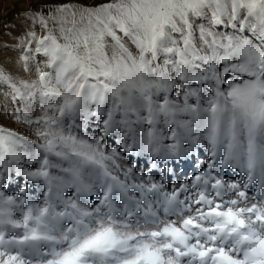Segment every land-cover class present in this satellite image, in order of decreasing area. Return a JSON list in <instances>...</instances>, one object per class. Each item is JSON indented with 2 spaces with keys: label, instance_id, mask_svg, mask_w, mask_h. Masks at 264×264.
I'll use <instances>...</instances> for the list:
<instances>
[{
  "label": "snow or ice",
  "instance_id": "6c2138e0",
  "mask_svg": "<svg viewBox=\"0 0 264 264\" xmlns=\"http://www.w3.org/2000/svg\"><path fill=\"white\" fill-rule=\"evenodd\" d=\"M24 21L29 77L0 85L37 140L0 127V264H264V0H51ZM203 143L171 191L123 163Z\"/></svg>",
  "mask_w": 264,
  "mask_h": 264
},
{
  "label": "rangeland",
  "instance_id": "374dc122",
  "mask_svg": "<svg viewBox=\"0 0 264 264\" xmlns=\"http://www.w3.org/2000/svg\"><path fill=\"white\" fill-rule=\"evenodd\" d=\"M49 2L51 0H0V68L11 74L14 80L29 77V74L24 71L21 60V57L25 55V47L21 44V37L26 29L24 14ZM32 64L33 62L30 61L29 66L31 67ZM31 78L35 79L34 69ZM18 107H22V105L12 99L10 88L7 85H0V127L16 131L21 136L27 137L28 140H37L35 126L30 127L15 120L14 113ZM38 114L39 109L37 108L34 115ZM91 123L92 127L85 130L88 135L98 132L95 127L98 122L93 118ZM37 142L39 143L40 141ZM165 143H171V141L166 140ZM107 146L110 150L113 147H117V144L113 138L109 137L107 138ZM183 147L187 148L188 144L185 143ZM117 150L122 151L120 148ZM210 160L211 156L209 155L208 147L206 143H203L200 146H196L187 157L182 156L180 160H175L174 158L163 160L145 153L140 156L127 154V159L123 163L126 166L135 164L134 172L137 176H144L145 178L151 176L157 182L161 181L162 170L164 168L169 169L163 182L165 188L171 191L173 185L190 184L196 175L207 170ZM153 163L157 167L153 168ZM240 175L238 170H225L226 180L239 181ZM21 186H23L22 180L20 184L13 182L4 190L9 195H15ZM38 192V189L33 188L28 195L34 197ZM249 195H252L251 190Z\"/></svg>",
  "mask_w": 264,
  "mask_h": 264
}]
</instances>
